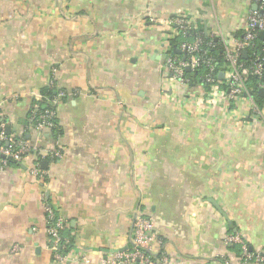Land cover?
<instances>
[{
    "label": "crops",
    "instance_id": "0c3cea01",
    "mask_svg": "<svg viewBox=\"0 0 264 264\" xmlns=\"http://www.w3.org/2000/svg\"><path fill=\"white\" fill-rule=\"evenodd\" d=\"M242 1L0 0V110L9 134L44 154L0 164V264H103L131 246L140 206L168 264H258L243 262L223 236L242 233L264 254L262 126L190 106L202 89L178 87L163 57L164 43L178 40L174 16L190 13L207 30L201 15L214 6L230 34L246 16ZM53 73L67 94L59 136L31 122ZM54 149L62 159L46 157ZM37 162L48 179L31 174ZM46 202L68 222L78 260L54 259Z\"/></svg>",
    "mask_w": 264,
    "mask_h": 264
},
{
    "label": "built area",
    "instance_id": "2783aa9c",
    "mask_svg": "<svg viewBox=\"0 0 264 264\" xmlns=\"http://www.w3.org/2000/svg\"><path fill=\"white\" fill-rule=\"evenodd\" d=\"M246 1L248 8L246 16L238 24L236 31L230 34L222 31L215 7L212 6L215 27L205 29L208 41H204L203 28L196 23L190 13H179L174 16L170 23L175 26V38L182 39L176 45L182 55L169 54L172 45L171 42H165L166 54L163 57L164 67L178 87L187 89L196 87L193 79L186 74L187 68H190V72H206L199 79L198 87L202 92L189 101L190 106L199 109L221 107L224 111L237 116L240 121L249 124L255 131L257 125L264 126V101L260 104L256 98V94L264 90V0ZM151 21L156 22L155 19ZM192 34L197 35L195 40L183 41L186 36ZM218 47L221 48V56L224 59L221 68H217L216 58L209 54L210 49ZM183 53L187 56L186 60H183ZM220 74H223V79L220 78ZM253 79L256 82L255 87H251ZM50 87L56 89L54 73ZM78 94L79 92L73 93L74 96ZM66 97V92L57 89L52 97L41 94L39 102L45 103L44 110L39 115L37 110H34L31 115L35 132L52 133L60 128L57 109ZM31 154L44 156L42 151L34 150L24 138L16 139L15 135L8 133V122L0 110V164L3 167L8 166L10 162L21 164ZM63 156L64 153L57 149L46 154V157L52 159H62ZM30 171L40 180L48 179L39 162ZM44 209L54 259L60 263L78 260L79 248H76L71 238L65 235L68 222L48 202ZM223 242L226 246L238 248L243 262L264 264V254L251 251L242 233H226ZM131 243L127 250L115 251L104 257L102 263L168 264L169 258L166 253L158 250L161 242L155 235L153 218L148 209L141 206L133 215Z\"/></svg>",
    "mask_w": 264,
    "mask_h": 264
},
{
    "label": "trees",
    "instance_id": "16d2710c",
    "mask_svg": "<svg viewBox=\"0 0 264 264\" xmlns=\"http://www.w3.org/2000/svg\"><path fill=\"white\" fill-rule=\"evenodd\" d=\"M247 3V2H246ZM218 4H220V3H218ZM243 4H245V1H242V5ZM197 35L196 34H192L191 36H186L185 37V39H183V41L184 40H195V37H196ZM202 37H203V39H204V41H208V36L206 35V31H205V29L203 28L202 29ZM182 41V39H178V40H176L175 42H171L172 44V46H171V48H170V50H169V54H171V55H176V54H174V47H176V45H178L180 42ZM209 54L211 55V56H213V57H215L216 58V63H217V68H221V66L224 64V59L222 58V56H221V48L220 47H218V49H210L209 50ZM206 72L205 71H199V72H197V73H195V72H187L186 74H187V76L188 77H191V79H193V83H195V85L196 86H198L199 85V79H200V76L201 75H203V74H205ZM255 84H256V82H255V80L253 79L252 80V83H251V87H255ZM55 92H56V89L55 88H51L50 86L49 87H47V88H44L43 90H42V93L44 94V95H46V96H49V97H52L54 94H55ZM256 98H257V100L259 101V103L260 104H262L263 103V97L262 96H260V94H259V92L256 94ZM259 97V98H258ZM44 105H45V103L44 102H36L35 104H33V106H32V109H31V111L32 112H34V110H37V114L39 115L40 113H42L43 112V110H44ZM36 108V109H35ZM32 115V114H31ZM32 120V119H31ZM32 122V124H34L33 123V120L31 121ZM52 134H54V136H59V135H61V127L57 130V131H54V132H52ZM10 135H14V134H12V133H10ZM16 139H20V136H16ZM9 165H14V166H16V165H18V163H15V162H10V164ZM71 241H72V239H71ZM72 243H73V241H72ZM238 249V248H237ZM239 251V250H238Z\"/></svg>",
    "mask_w": 264,
    "mask_h": 264
},
{
    "label": "rangeland",
    "instance_id": "374dc122",
    "mask_svg": "<svg viewBox=\"0 0 264 264\" xmlns=\"http://www.w3.org/2000/svg\"><path fill=\"white\" fill-rule=\"evenodd\" d=\"M243 1H246V0H243ZM218 3V2H217ZM216 3V7L218 8V12L220 15H222V7ZM224 7L225 8H228V7H234V6H237L239 7L241 5V2L240 0H224ZM183 13V11H182ZM224 13V11H223ZM192 14L193 16L196 18L197 16V19H200V15L198 14V11L197 10H192ZM202 18L206 19V20H209L210 22V28H214L215 27V23H214V15L213 13L211 12L210 14L209 13H202ZM196 23L198 24L197 20L195 19ZM187 89V88H186ZM188 90V89H187ZM260 130H261V133H264V127H260Z\"/></svg>",
    "mask_w": 264,
    "mask_h": 264
},
{
    "label": "water",
    "instance_id": "95a60500",
    "mask_svg": "<svg viewBox=\"0 0 264 264\" xmlns=\"http://www.w3.org/2000/svg\"><path fill=\"white\" fill-rule=\"evenodd\" d=\"M254 9H256V7L254 6L253 7ZM174 54H176V55H182V52H181V50H179L177 47H174ZM246 55V54H245ZM183 60H186V54L185 53H183ZM186 71L187 72H189L190 71V68H187L186 69ZM223 74H220V78L221 79H223ZM259 94H260V96H263L264 97V90H261L260 92H259ZM8 133H9V131H8ZM209 202L211 203V204H213L217 209H218V211L221 213V214H223V216L226 218V220L228 221V223H229V226L231 227V228H233V225H232V222L230 221V219L227 217V215L224 213V211L222 210V208L217 204V202L216 201H214V200H209ZM234 230V229H233ZM234 232H236V231H234Z\"/></svg>",
    "mask_w": 264,
    "mask_h": 264
}]
</instances>
